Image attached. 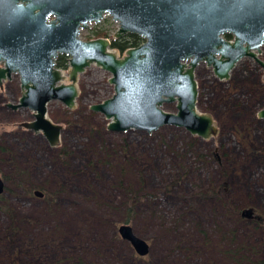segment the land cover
Listing matches in <instances>:
<instances>
[{"label":"rangeland","instance_id":"obj_1","mask_svg":"<svg viewBox=\"0 0 264 264\" xmlns=\"http://www.w3.org/2000/svg\"><path fill=\"white\" fill-rule=\"evenodd\" d=\"M119 26L106 14L82 28L80 38L132 34L115 38ZM113 50L119 58L127 51ZM66 56L63 84L70 83ZM258 58L264 61V44ZM195 74L197 110L217 125L212 137L172 125L151 133L109 130L111 120L92 106L114 96L112 73L94 63L79 75L74 108L60 100L47 105L51 121L63 127L57 146L42 131L24 128L35 111L9 106L20 103V74L2 80L0 264H238L229 253L241 247L264 259V221L241 215L253 208L264 218V120L258 116L264 70L247 57L229 79L217 78L206 62ZM161 108L178 111L177 102ZM123 224L150 244L149 255L139 256L120 237Z\"/></svg>","mask_w":264,"mask_h":264},{"label":"water","instance_id":"obj_2","mask_svg":"<svg viewBox=\"0 0 264 264\" xmlns=\"http://www.w3.org/2000/svg\"><path fill=\"white\" fill-rule=\"evenodd\" d=\"M107 13L120 25L115 38L132 33L146 42L119 58L108 51L105 38L81 40V29ZM263 44L264 0H0V83L20 74V103L9 106L35 111V120L23 126L42 131L51 146L60 143L63 127L47 118L48 103L60 100L74 108L79 75L93 63L113 74L114 96L92 106L112 120L109 130L151 133L172 125L208 139L217 126L197 110L195 69L205 61L220 79H228L240 60L251 57L264 70L255 53ZM59 54L70 56L69 84L61 83L64 72L55 66ZM173 102L177 113L160 108ZM258 116L264 120V109ZM4 191L0 176V194ZM34 195L44 197L39 190ZM241 215L252 219L255 210L246 208ZM118 232L139 256L149 255L150 244L131 225H120Z\"/></svg>","mask_w":264,"mask_h":264},{"label":"trees","instance_id":"obj_3","mask_svg":"<svg viewBox=\"0 0 264 264\" xmlns=\"http://www.w3.org/2000/svg\"><path fill=\"white\" fill-rule=\"evenodd\" d=\"M98 37H108V35L106 34V32L101 31L98 33ZM226 37H227V39L232 38L231 35H227ZM142 40H143L142 37H140L138 35L129 34L127 37L122 38L120 40L119 39L118 40H112L111 41V43H112L111 47L113 49L119 50L121 53H124L126 50H128L130 48L139 46L140 41H142ZM68 60L69 59L67 58L66 55H60L56 59V66L58 68H61V69L66 68ZM134 200H138L137 197H133L132 201H134ZM135 209H136V203L134 205L130 206V210L128 212V215H127L125 222L132 223V221L134 220V217H135ZM254 219L258 223H263V221H264V218L259 217L258 215ZM247 252H249V251H247L246 249L241 247L239 249L231 250V252L229 254H230V256H232L233 260L238 264H264V259L262 257L247 255L246 254Z\"/></svg>","mask_w":264,"mask_h":264},{"label":"bare ground","instance_id":"obj_4","mask_svg":"<svg viewBox=\"0 0 264 264\" xmlns=\"http://www.w3.org/2000/svg\"><path fill=\"white\" fill-rule=\"evenodd\" d=\"M103 38H105L106 40H108V41L110 42V45H109L108 51H111V52H114V53L117 54V52H116L115 50H113L112 47H111V44H112V43H111V40L109 39V37H103ZM260 52H261V50H260ZM260 52H259V53H260ZM255 53L257 54V57H258V55H259L258 51H255ZM250 58H251V57H250ZM252 59H254V58H252ZM240 61H241V60H240ZM255 61H256V60H255ZM55 62H56V59H55ZM203 62H205V61H203ZM186 63L189 64V61L186 62ZM201 63H202V62H201ZM93 64H94V63H93ZM95 64H96V63H95ZM91 65H92V64H91ZM91 65H90V66H91ZM236 65H237V64H236ZM236 65H235V66H236ZM55 66H56V65H55ZM90 66H88V67H90ZM198 66H199V65H198ZM198 66H197V67H198ZM208 66H209V65H208ZM56 67H57V66H56ZM88 67H87V68H88ZM99 67H100V66H99ZM209 67H213V66H209ZM87 68H86V69H87ZM234 68H235V67H234ZM86 69H85V70H86ZM196 69H197V68H196ZM196 69H195V71H196ZM213 70H214V67H213ZM232 70H233V69H232ZM232 70H231V71H232ZM106 71H107V70H106ZM63 72H64V71H63ZM81 74H82V73H81ZM214 74H215V72H214ZM112 76H113V74H112ZM215 76H216L217 78H219L216 74H215ZM11 77H12V75H11ZM63 77H64V80L67 79L65 73H63ZM79 77H80V76H79ZM229 77H230V76H229ZM68 78H69V76H68ZM195 79H196V74H195ZM219 79H220V78H219ZM228 79H229V78H228ZM64 80H63V81H64ZM220 80H222V79H220ZM69 81H70V80H69ZM196 81H197V80H196ZM68 84H69V83H68ZM77 84H78V83H77ZM197 84H198V82H197ZM198 91H199V87H198ZM198 96H199V95H198ZM197 102H198V99H197ZM196 105H197V104H196ZM161 107H162V106H160V108H161ZM161 109H162V108H161ZM211 117H212V116H211ZM47 118H49V116H48V106H47ZM49 119H50V118H49ZM110 120H111V119H110ZM111 121H112V120H111Z\"/></svg>","mask_w":264,"mask_h":264},{"label":"flooded vegetation","instance_id":"obj_5","mask_svg":"<svg viewBox=\"0 0 264 264\" xmlns=\"http://www.w3.org/2000/svg\"><path fill=\"white\" fill-rule=\"evenodd\" d=\"M261 48H262V47H261ZM245 58H247V57H245ZM249 58H250V57H249ZM243 59H244V58H243ZM243 59H242V60H243ZM239 62H240V61H239ZM239 62H238V63H239ZM256 62H257V61H256ZM238 63H237V64H238ZM200 64H201V63H200ZM200 64H199V65H200ZM235 67H236V66H235ZM233 69H234V68H233ZM232 71H233V70H232ZM232 71H231V72H232ZM231 72H230V73H231Z\"/></svg>","mask_w":264,"mask_h":264}]
</instances>
